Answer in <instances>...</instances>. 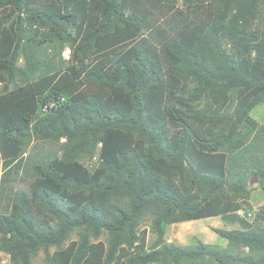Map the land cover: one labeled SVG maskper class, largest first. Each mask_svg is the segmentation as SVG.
Listing matches in <instances>:
<instances>
[{"label":"trees","instance_id":"trees-1","mask_svg":"<svg viewBox=\"0 0 264 264\" xmlns=\"http://www.w3.org/2000/svg\"><path fill=\"white\" fill-rule=\"evenodd\" d=\"M160 1L150 27L128 0H0L10 264H264V0ZM217 216L226 245L165 237Z\"/></svg>","mask_w":264,"mask_h":264},{"label":"rangeland","instance_id":"rangeland-1","mask_svg":"<svg viewBox=\"0 0 264 264\" xmlns=\"http://www.w3.org/2000/svg\"><path fill=\"white\" fill-rule=\"evenodd\" d=\"M179 3H181V0H179ZM128 10L139 14L144 18L147 24L152 27L163 19V17L169 11V6L164 2H161L160 0H128ZM63 55L67 59L70 58V49H65ZM1 90L2 85L0 84V91ZM252 115L264 124V102H261L252 110ZM95 161L96 160L92 162H85V164L90 168H95L97 165ZM255 179V182L250 181V184L253 187L250 202L252 203L254 210H257L261 205L264 204V184H260L257 176ZM249 218L253 219L254 213L250 214ZM236 226L238 225L227 223L219 216L207 217L169 224L166 229L165 237L170 242H175L183 245H194L198 240H202L206 243L226 245L227 239L216 233L213 228H233ZM149 237L150 239H152L153 235L150 233ZM0 264H10V256L7 253L0 252ZM33 264L50 263L45 260L44 252L41 251L34 258Z\"/></svg>","mask_w":264,"mask_h":264},{"label":"water","instance_id":"water-1","mask_svg":"<svg viewBox=\"0 0 264 264\" xmlns=\"http://www.w3.org/2000/svg\"><path fill=\"white\" fill-rule=\"evenodd\" d=\"M256 176H254V178L251 180V182H255L256 181Z\"/></svg>","mask_w":264,"mask_h":264}]
</instances>
